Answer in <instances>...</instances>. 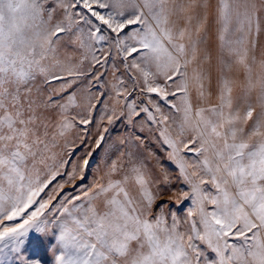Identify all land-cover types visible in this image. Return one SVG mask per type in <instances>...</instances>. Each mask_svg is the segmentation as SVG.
Returning <instances> with one entry per match:
<instances>
[{
	"label": "snow or ice",
	"instance_id": "snow-or-ice-1",
	"mask_svg": "<svg viewBox=\"0 0 264 264\" xmlns=\"http://www.w3.org/2000/svg\"><path fill=\"white\" fill-rule=\"evenodd\" d=\"M0 264H264V0H0Z\"/></svg>",
	"mask_w": 264,
	"mask_h": 264
},
{
	"label": "rangeland",
	"instance_id": "rangeland-1",
	"mask_svg": "<svg viewBox=\"0 0 264 264\" xmlns=\"http://www.w3.org/2000/svg\"><path fill=\"white\" fill-rule=\"evenodd\" d=\"M97 115H99V113H97ZM92 129H93L92 134H95V124L92 125ZM125 131H126V128L123 126V123L122 122L118 123L115 126V128L112 130V132L110 133V138L115 137L117 134L125 132ZM143 134L144 135H150L146 132ZM93 143H94V141H93ZM151 146L156 149L157 155L160 156L162 159V163H164L167 167L172 169L173 172H175L174 166L171 165V163L165 158V151L161 148H157V146L154 143ZM83 151H84V149L80 148L77 152V155H79ZM99 156H100V153H97L96 157L93 158V166H95L97 160L99 159ZM75 159H76V157L73 156V160H75ZM89 177H91V171L89 172ZM62 180H63V177H60L57 179L56 183H60ZM87 182H88L87 180L84 181V183H87ZM77 183H79V181H77ZM48 191H51V188H49ZM65 191L66 192H73L74 190L72 189L71 185H65ZM188 206H189L188 203H185L183 205V207L180 208V212L182 213L184 211V209L187 208Z\"/></svg>",
	"mask_w": 264,
	"mask_h": 264
}]
</instances>
